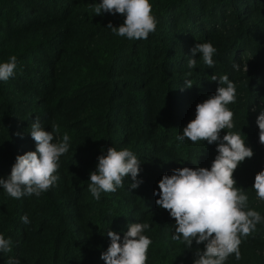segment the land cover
Masks as SVG:
<instances>
[{"label":"trees","instance_id":"trees-1","mask_svg":"<svg viewBox=\"0 0 264 264\" xmlns=\"http://www.w3.org/2000/svg\"><path fill=\"white\" fill-rule=\"evenodd\" d=\"M100 0H0V62L17 57L13 77L0 81V178L17 155L35 151L31 124L53 142L67 133L69 149L59 158V179L39 196L11 198L0 186V234L12 251L0 252L21 264H105L100 258L115 231L123 240L131 223H148L152 243L146 264H193L197 248L172 239L175 220L156 205L158 181L176 168L211 167L216 143L178 141L195 108L215 94L227 75L236 85L234 128L254 155L234 171L236 186L248 195V208L264 217V200L252 188L264 169V145L256 118L264 111V0H149L156 29L147 39L129 40L106 25L119 26L121 14L95 15ZM216 48L209 68L196 54L197 43ZM240 66L239 70L233 64ZM247 71H244V68ZM191 72V75H186ZM191 80L192 87H185ZM228 129L221 130V138ZM128 148L140 160L142 181L135 189L125 177L100 200L88 191L89 173L108 147ZM27 215L30 223L21 217ZM241 259L224 264H264V223L242 238Z\"/></svg>","mask_w":264,"mask_h":264},{"label":"clouds","instance_id":"clouds-1","mask_svg":"<svg viewBox=\"0 0 264 264\" xmlns=\"http://www.w3.org/2000/svg\"><path fill=\"white\" fill-rule=\"evenodd\" d=\"M95 15L102 13L121 14L124 21L119 26L111 22L106 25L114 34L129 40L147 39L156 29V19L152 14L149 0H100L91 5ZM192 56L187 61L189 69L195 68L196 54L202 56L209 68L214 65L213 55L216 48L210 42L197 43L190 50ZM17 68V57L12 55L6 62H0V81L13 77ZM233 68L239 70L238 64ZM244 71H247L245 66ZM186 75L190 76L191 72ZM218 81L215 94L209 96L195 108V117L182 129L183 134L176 139L191 142L206 141L216 143V152L211 167H182L172 170L171 175H163L158 181L159 192H153L159 199L156 205L167 210L175 220L173 240L183 241L186 248L203 243L201 250H195L193 264H224L230 255L241 259L242 238H247L257 224L264 223V217L248 208V195L236 186L234 171L246 158L254 153L246 145L245 136L234 128L233 112L227 107L236 102V85L227 75L211 76ZM185 87L191 88L192 81L186 80ZM259 129V142L264 145V111L256 118ZM228 129L221 138V130ZM59 132V126L53 125L51 131H45L38 118L31 124L30 135L35 142V151L17 155L11 167L10 175L0 178V186L8 196L20 199L22 196H39L55 185L59 177L55 174L59 168V158L69 149L70 137L65 133L62 140L53 142V133ZM94 171L89 173L88 191L93 198L100 200L102 192H115L124 186L125 177L133 183L135 189L142 181L138 180L141 162L128 148L117 150L110 146L106 154L97 157ZM252 188L257 197L264 200V169L256 173ZM24 224L30 223L27 215L21 217ZM148 223H131L121 237L115 231L108 230L110 244L100 258L105 264H146L151 239L146 236ZM11 240L0 234V252L10 253ZM7 264H21L19 259L9 257Z\"/></svg>","mask_w":264,"mask_h":264}]
</instances>
